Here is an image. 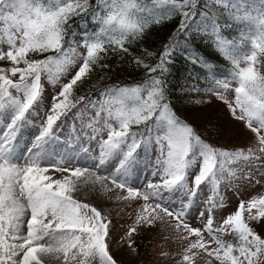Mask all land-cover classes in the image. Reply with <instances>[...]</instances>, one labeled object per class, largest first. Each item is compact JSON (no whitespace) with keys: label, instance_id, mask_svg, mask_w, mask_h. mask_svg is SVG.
<instances>
[{"label":"snow or ice","instance_id":"6c2138e0","mask_svg":"<svg viewBox=\"0 0 264 264\" xmlns=\"http://www.w3.org/2000/svg\"><path fill=\"white\" fill-rule=\"evenodd\" d=\"M172 20L156 51L142 47ZM177 54L189 69L173 88ZM125 60L141 78L105 84ZM185 92L207 94L192 107L226 101L247 146L209 143L173 99ZM256 187L264 0H0V264H124L112 248L138 255L143 232L163 237L170 264H264L252 226L264 225V191L241 198Z\"/></svg>","mask_w":264,"mask_h":264},{"label":"rangeland","instance_id":"374dc122","mask_svg":"<svg viewBox=\"0 0 264 264\" xmlns=\"http://www.w3.org/2000/svg\"><path fill=\"white\" fill-rule=\"evenodd\" d=\"M119 80V79H115ZM45 88L50 90L52 85L44 81ZM235 86V85H234ZM234 86L232 91L226 93L229 100L234 99ZM47 92H45V96ZM190 96L195 99L201 98L203 96L204 99H207V94L201 93H190ZM188 108V111L184 114L188 119L194 121L196 125L200 127V129L204 132V135L210 138L212 141L217 142V146H232L236 145L247 146L248 144V135L240 134L239 125L232 123L231 118L227 114V104L226 101H221L218 99H214L207 106H199L192 114L194 108L192 107H183ZM215 120L218 121V126H215ZM210 124L212 127H210ZM244 195L241 198H248L249 195L256 194L257 192L264 191V188L256 187L254 189L245 188L243 189ZM206 195L209 193H205ZM223 213H217V215H222ZM124 219L120 220V225H127L131 223V221L127 217V212L124 214ZM246 215V213H245ZM193 226H197V221L192 220ZM215 226V225H214ZM253 227H255L258 231L261 228H264V225L259 222H254ZM125 231L124 227H118L115 238L118 240L120 235H123ZM140 248L139 254H129V250L127 244L125 243L122 250L117 249L116 247L112 248V252L116 254V257L120 260L124 261V264H170V259L165 260L159 257L158 253L161 250L168 251L169 245L166 243H162L163 237L157 238L155 240L152 239V234L148 232H143L140 236L135 238ZM147 246V247H145Z\"/></svg>","mask_w":264,"mask_h":264},{"label":"trees","instance_id":"16d2710c","mask_svg":"<svg viewBox=\"0 0 264 264\" xmlns=\"http://www.w3.org/2000/svg\"><path fill=\"white\" fill-rule=\"evenodd\" d=\"M174 24L175 20H172L171 22L163 26L153 28V30L145 37L142 47H147L150 51H156V49L159 48V46L165 41L166 36L169 34L170 29L174 26ZM226 35L231 38L233 36V31L230 30L228 33H226ZM196 47L204 56L208 57L214 63L218 75H222L221 73L223 71L226 72V59L221 56L219 52L204 44L202 41H197ZM117 64L119 66L118 69H115L112 72L108 73V75L105 77L103 81L105 84H109L115 79H119L120 83H132L138 81L141 78L142 73H140L139 71H133L131 68H129L126 60L122 64L120 63V61H117ZM188 69L189 65L184 56L177 54L171 65V79L173 88L179 86V83L184 82V77L187 76ZM201 74L204 75L205 73L202 72ZM96 79H98V77ZM92 83H95V81H92ZM196 83L203 85L202 83L204 82L197 81ZM81 91H83V89H81ZM173 96V99H176L177 106L181 108V111L183 113H186L188 111V108L183 109V107H192L188 106V101L195 100L194 97L190 96V92H185L182 94L173 93ZM179 96H183L186 99L180 100L178 99ZM197 107H199V105L192 107V109L194 108L192 114L195 112ZM215 126H218L217 120H215Z\"/></svg>","mask_w":264,"mask_h":264}]
</instances>
